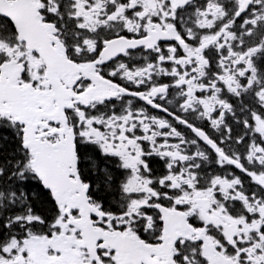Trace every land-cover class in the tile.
I'll use <instances>...</instances> for the list:
<instances>
[{
	"label": "snow or ice",
	"instance_id": "obj_1",
	"mask_svg": "<svg viewBox=\"0 0 264 264\" xmlns=\"http://www.w3.org/2000/svg\"><path fill=\"white\" fill-rule=\"evenodd\" d=\"M0 264H264V0H0Z\"/></svg>",
	"mask_w": 264,
	"mask_h": 264
}]
</instances>
